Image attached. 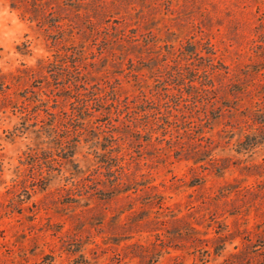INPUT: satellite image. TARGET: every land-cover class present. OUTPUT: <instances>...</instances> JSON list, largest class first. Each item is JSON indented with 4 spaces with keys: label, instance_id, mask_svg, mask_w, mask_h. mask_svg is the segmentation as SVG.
I'll use <instances>...</instances> for the list:
<instances>
[{
    "label": "rangeland",
    "instance_id": "1",
    "mask_svg": "<svg viewBox=\"0 0 264 264\" xmlns=\"http://www.w3.org/2000/svg\"><path fill=\"white\" fill-rule=\"evenodd\" d=\"M43 1L0 0V264H264V0Z\"/></svg>",
    "mask_w": 264,
    "mask_h": 264
},
{
    "label": "trees",
    "instance_id": "2",
    "mask_svg": "<svg viewBox=\"0 0 264 264\" xmlns=\"http://www.w3.org/2000/svg\"><path fill=\"white\" fill-rule=\"evenodd\" d=\"M14 1L23 3L26 10L45 11L46 9H48L51 6L50 4L48 5V2L43 1V0H14ZM81 83H82L81 80L75 79L74 83H72L66 87V88L76 87V89L78 90V95L76 97H73L72 95L66 94V95H63L62 98L60 97V99L56 100V102L57 101L58 102H62V101L63 102L64 101L69 102L70 105L72 106L70 110H67V113H68L67 117L68 118H66V119L70 121V123H68V126L63 123V122H67V121H65V119L63 120V117H61L62 108L66 106V105H64V103H63V106L58 105V107H53L54 110L48 113L50 116H54V118H55V119H53V121H51V123L47 124V128L49 129V131H47V132H49V134H48L49 137H61L59 132H60L62 125H63V127L65 126L66 130H68L70 132H73V133L78 132L79 133L83 129V127L75 128L76 131H72L71 126H69V124H73V122H75L76 120H82V121L91 120L90 118L92 115L87 113L88 112V107H87L88 104L85 103V100H86V98H88V97L90 98L94 95H90L88 93V92H90L89 89L84 88L81 85ZM82 88H83V90H82ZM26 98L30 99L32 97H30V95H29ZM45 100H46L45 98H40V99H37V102L41 103ZM47 101H48V99H47ZM97 110L101 111L104 109H97ZM40 130L41 129H39V131ZM71 136L73 137V135L63 137L64 139H66V141H64L66 144L62 145V149L66 150L67 157L68 156L73 157V155L76 152L75 150L78 147V144L80 142L79 140L71 139ZM121 183H122V181L120 178L116 179L113 183L114 185L112 186L113 189L114 190L118 189V187L121 185Z\"/></svg>",
    "mask_w": 264,
    "mask_h": 264
}]
</instances>
